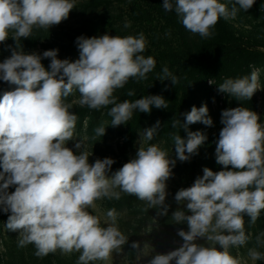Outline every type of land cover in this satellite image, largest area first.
I'll return each mask as SVG.
<instances>
[{
	"label": "clouds",
	"instance_id": "obj_1",
	"mask_svg": "<svg viewBox=\"0 0 264 264\" xmlns=\"http://www.w3.org/2000/svg\"><path fill=\"white\" fill-rule=\"evenodd\" d=\"M255 3L235 0L229 8L220 0H163V8L174 9L193 35L210 38L221 18L234 19L240 9L246 12ZM75 5L76 0H0V44L9 38L16 42L11 55L0 62V81L11 88L0 96V211L10 213L6 228L19 233L18 247L34 245L35 255L41 258L57 251L76 252L78 264H94L109 261L128 243V237L117 226L115 209L107 211L106 227L88 209H96L97 201L120 200L126 194L144 202L147 209H157L158 215H167V181L177 160L189 161L207 140L203 132L189 131L188 126L197 122L212 126L213 121L206 104L193 106L184 114L183 124L174 119L172 128L181 127L187 133L186 138L171 135L175 159L157 144L145 147L160 129L156 121L141 133L135 158L111 176L107 173L115 163L112 158L90 163L81 141L75 143V151L67 147L74 140L77 116L66 98L75 91L81 107L100 110L112 105L108 112L112 127L127 124L135 111L150 114L153 107L169 106L162 95L123 102H117L114 95L130 79H147L156 67L152 56L143 55L148 42L142 32L124 37L81 35L75 41L79 58L74 61L59 59L58 49L42 54L22 50L21 38H29L34 29L59 25ZM130 26L126 21L124 27ZM43 59L50 60L48 68ZM158 79L169 80L173 86L179 83L167 66ZM262 89L260 71L255 68L250 75L227 78L218 86L219 92L239 101L251 100ZM221 123L215 157L224 170L205 167L190 187L175 193V201L186 208H178L171 219L187 224L188 230L178 229L182 244L166 254H155L148 264H244L230 249L250 239L245 215L255 224L264 210V124L256 112L243 106L223 110ZM107 127L104 122L97 126L92 139L105 135ZM11 186L13 192L8 191ZM262 237L264 233L256 239L264 246ZM200 239L206 245L196 242ZM131 247L140 246L133 242ZM248 256L252 261L264 260V252L255 248Z\"/></svg>",
	"mask_w": 264,
	"mask_h": 264
},
{
	"label": "rangeland",
	"instance_id": "obj_2",
	"mask_svg": "<svg viewBox=\"0 0 264 264\" xmlns=\"http://www.w3.org/2000/svg\"><path fill=\"white\" fill-rule=\"evenodd\" d=\"M104 2L98 8L91 6L93 2ZM157 2L163 5V0H76V5L71 10L68 19L64 20L57 26L51 27L49 30L34 29L32 35L27 40L35 41V46L32 48L23 47L25 53L42 54L46 51L45 43H64L68 42L72 37L88 33L92 36L119 35L121 37L132 35L137 36L143 33L147 39V48L143 55L145 57L152 56L156 63H162L164 57L163 51L166 49L177 47L179 45V35L176 28H173L166 19H164L157 9ZM174 2V0H173ZM226 3L229 8L235 0H220ZM260 3H256L248 11L240 9L234 19H229V23L234 28L235 32L244 41L255 47L258 50L264 51V26L262 24ZM237 8L239 6L237 5ZM175 13L173 9L171 13ZM126 21L131 22L129 28H125ZM171 33L166 35V33ZM201 40L198 35H193L188 31V43ZM11 55V52L2 49L0 44V62ZM59 59L75 60L79 58L77 54L58 53ZM49 59H43L47 61ZM260 71V83L264 86V66L254 67ZM253 68V69H254ZM158 69L152 71L154 73ZM214 83V81H213ZM6 90H11L10 86L3 81H0V96ZM118 90L115 91L114 95ZM258 101V111L261 123L264 124V89L256 92ZM79 92L75 91L66 98V102L72 104L71 112L74 114L81 108L78 104ZM226 99V94H219L214 90L208 93L199 87L191 88L187 96V103L184 108V114L189 112L193 106L197 108L207 105L209 116L211 117L212 126H206L203 123L197 122L188 126V130L195 132L201 131L207 136L205 143L198 149V151L206 158L213 159L211 170L218 172L224 170L222 165L216 163L215 148L216 142L219 138V132L223 125L221 123V113L225 109H229L230 105ZM108 109H100L96 114L87 113L84 117L77 116L76 126L74 130V140L68 142L67 147L75 151V143L81 141L82 149L89 153V162L94 163L97 158H112L115 163H120V166L113 171L108 172L111 176L115 171L119 170L123 164L135 158L136 153L141 146V133L148 129H142L135 141L130 142L127 138V124L117 127L110 126L111 117L108 115ZM102 122L105 123L106 132L102 137H97L95 140L92 137L95 135L94 129ZM185 122V116H184ZM159 145L162 149L168 151L172 159L176 158L175 145L166 138L155 137L154 143ZM150 145L147 141L145 147ZM192 156L190 160H194ZM186 162L177 160L173 168V176L167 181V202L175 191L180 188L190 187L198 176L203 175V169L199 168L193 175V171ZM202 163V162H200ZM231 170V166H229ZM2 171V168H0ZM2 183V182H0ZM14 186H11L8 191L13 192ZM117 200L103 199L97 201L96 209H88L90 214L96 215L101 220V226H107L105 223L107 217L106 213L110 209H115L117 216V226L119 230L126 236L131 237L134 229L138 230L139 249L137 252V259L135 263L129 260L127 244H125L120 252H114L109 261H96L94 264H148V261L157 253L166 254L168 250L167 235L172 229L177 232L178 229L183 228L187 231V224H176L171 219L172 213L178 208L184 210L185 205L178 204L174 209L168 210L167 215H158V211L148 212L146 205L142 202L138 206L132 208L126 207L121 209L116 204ZM190 214V213H188ZM10 213L0 211V264H78L79 253L73 252L65 255L60 251L51 253L45 257H37L35 255L34 245L26 247H18V232L9 231L6 228V223ZM245 231L250 236L249 241L241 247H233L230 252L233 256H238L242 259L244 264H264V260L252 261L248 256L250 249L255 248L257 251L264 252V246L257 243V236L264 233V210L261 211L260 217L255 224L250 223V217L245 215ZM182 241V238L178 236ZM264 239V237H262ZM183 242V241H182ZM199 244L206 245L204 239L196 241ZM219 248V245H217ZM172 264H175L173 261Z\"/></svg>",
	"mask_w": 264,
	"mask_h": 264
},
{
	"label": "trees",
	"instance_id": "obj_3",
	"mask_svg": "<svg viewBox=\"0 0 264 264\" xmlns=\"http://www.w3.org/2000/svg\"><path fill=\"white\" fill-rule=\"evenodd\" d=\"M260 3V12L262 24L264 26V0H258ZM104 2H93L91 6L100 7ZM157 9L160 15L168 21V23L176 28L179 35V45L163 51L164 57L162 63H156V71L147 74V79L137 81L130 79L129 82L121 89H117L116 93L117 102L124 100L135 101L147 95H162L168 102L167 109L152 108L151 113H141L135 111L133 117L127 124V138L130 142L135 141L139 132L145 127H152L156 121H160V129L155 137L166 138L173 142L172 133H179L182 137L187 136L183 128H172V121L179 119L181 124L184 122V108L187 103V96L191 88L199 87L205 92L218 91V86L227 78H238L244 75H250L254 67L264 66V51L258 50L255 47L247 44L234 30L228 20L221 18L215 28L213 29L214 35L210 38H201V40L193 41L192 44L188 43V30L184 28L180 18L176 13H171L163 8L160 2H157ZM93 37L91 34L84 33L72 37L68 42L64 43H45L46 50L58 49V53L77 54L79 53L75 43L76 38L79 36ZM21 48L35 46V41L21 38L18 41ZM3 50L11 52L12 48L16 47V42L9 38L4 44H1ZM42 64L48 68L50 60L43 61ZM167 66L168 69L179 78V83L173 86L171 81L165 80L161 82L158 79V74L162 73L163 67ZM214 81V83H210ZM132 90L135 95L128 96L127 93ZM219 94L221 93L218 91ZM226 99L229 102L230 108L247 107L250 110L258 111V101L256 93L251 100L239 101L234 97L226 94ZM112 105L105 107L110 111ZM104 108V109H105ZM96 114L98 110H92L88 107L81 108L75 114L84 117L87 113ZM260 117V116H259ZM261 122V119H260ZM155 137L150 144L154 143ZM174 143V142H173ZM194 160H189L186 163L191 167L193 175L201 168H211L209 163L214 160L206 158L204 154L198 151L194 155ZM202 162V163H200ZM120 163H114L110 171L118 168ZM109 171V172H110ZM174 195L167 200L166 204L169 206L168 210L174 209L178 203L175 201ZM142 201L138 200L135 196L122 194L121 199L117 200L116 204L119 208L125 209L126 207L138 206ZM148 212L158 211L157 209H147ZM168 250H174L182 244L178 238V234L174 230H170L167 235ZM133 242L139 244L138 230L134 229L133 235L128 238L127 250L129 260L132 263L136 262L138 249L131 247Z\"/></svg>",
	"mask_w": 264,
	"mask_h": 264
}]
</instances>
